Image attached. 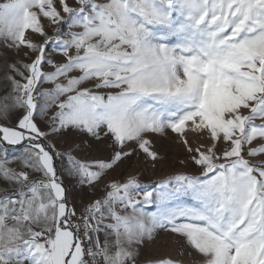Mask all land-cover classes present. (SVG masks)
<instances>
[{
  "label": "snow or ice",
  "instance_id": "1",
  "mask_svg": "<svg viewBox=\"0 0 264 264\" xmlns=\"http://www.w3.org/2000/svg\"><path fill=\"white\" fill-rule=\"evenodd\" d=\"M0 264H264V0H0Z\"/></svg>",
  "mask_w": 264,
  "mask_h": 264
},
{
  "label": "rangeland",
  "instance_id": "2",
  "mask_svg": "<svg viewBox=\"0 0 264 264\" xmlns=\"http://www.w3.org/2000/svg\"><path fill=\"white\" fill-rule=\"evenodd\" d=\"M39 39V37H36ZM175 137L169 134V140L163 142V147L160 148L158 143V148L163 156L155 167H152L150 162L145 161L142 155H134L130 159L124 161V163L120 166V168L116 169L113 176L122 178V176H127L132 173H140L145 180H157L162 176H167L177 171H181L182 168L179 165L178 161L180 159H185L186 157L183 155V147L181 145H177L175 143ZM190 139L193 142H197V138L193 135H190ZM63 138H61V142ZM80 150L77 149V153ZM83 155L87 158H91L97 155L95 149L92 151H88L85 149ZM191 170V169H189ZM122 173V175H121ZM66 183L71 184L72 181L66 178ZM82 188L80 186H74L72 190L73 196H80L82 194ZM168 239L165 233H161L158 238L159 249L158 251L163 253L169 250L170 244H166L165 241Z\"/></svg>",
  "mask_w": 264,
  "mask_h": 264
}]
</instances>
